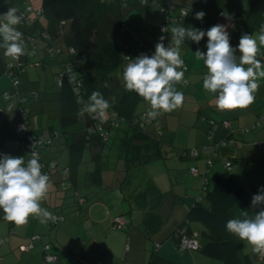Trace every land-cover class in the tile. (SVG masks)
I'll use <instances>...</instances> for the list:
<instances>
[{
    "label": "crops",
    "instance_id": "obj_1",
    "mask_svg": "<svg viewBox=\"0 0 264 264\" xmlns=\"http://www.w3.org/2000/svg\"><path fill=\"white\" fill-rule=\"evenodd\" d=\"M161 1L192 7L187 16L175 21V13H170L168 19L166 13L159 11L156 0L144 3L118 1L117 11H121L123 26L129 31L111 27V32L121 35L123 40L119 44L131 51L116 70L118 84L129 62L128 57H132L131 54L138 56V43L132 37V31L139 35L143 49L147 51L162 35L166 37L164 44L167 46L173 26L207 30L215 24L228 22L221 12L230 14L233 17L231 23H235L242 19L248 7L247 0ZM13 2L17 9L28 3L35 8L41 7L33 0ZM7 10L6 6H0V13ZM198 11L206 13L202 21L195 19ZM131 14V22H126ZM108 15L111 18L107 26L114 18L113 12ZM41 23L39 26L45 27L44 20ZM162 24L166 25L165 31L160 29ZM40 33L34 34L32 44L25 45V65L20 72L19 88L21 94L27 95L23 103L24 114L19 113L14 90H10L7 80L0 81V154L24 157L25 164L31 158L29 151H19L13 146L22 135L15 129V124L22 118L28 121V131L55 130L58 137L41 149L40 156L45 162L56 160L57 169L69 167L66 179L69 186L61 188L58 171L49 175L50 186L41 206L57 216V222L52 219L41 224L30 216L28 223L17 225L4 219L5 214L0 210V239L6 237L0 244V264H225L222 259L203 253L200 247L178 249L176 232L185 226L189 232H196L197 240L202 243L203 224L189 218V210L200 199L207 204L204 194L213 189L217 177L226 172L246 194L244 202L229 208V219L239 218L242 210L254 215V210L249 208L251 197L264 186V123H257L264 109V79L259 80L255 101L249 107L221 111L216 107V94L203 89V76L207 70L194 54L197 48L206 51L207 37L199 45L185 40L181 45V58L187 71L183 81L175 85L184 94L181 107L146 122L142 129L129 121H121L117 128L104 130L106 140L103 137L100 141L83 140V124L63 127L59 120L57 74L66 55L63 43L57 42L59 35L52 39L47 32L49 37L46 39ZM258 33L259 30H255L250 34L257 36ZM39 37L46 41V46L58 44L61 47L55 60L49 59L43 48L38 49L35 39ZM230 44L235 47L238 43L230 37ZM0 53L4 55L3 48ZM262 54L264 46H260L259 55ZM112 78L111 74L109 82ZM124 90V87L121 93L120 90H108L109 102L117 100ZM5 91L10 93L12 109H6ZM30 91L36 94L30 95ZM149 110L148 102L141 99L131 118ZM110 111L112 108L105 118ZM222 121H228V125L221 124ZM124 137L128 146L120 149ZM204 144L215 145L216 152L199 153L195 157L189 154V149ZM208 158L212 164L204 173ZM225 159L230 161L229 168L225 166ZM128 160L134 163L128 165ZM96 166L100 168L99 181L92 178ZM191 167L198 168L199 173L192 174ZM116 216H122V227H114ZM232 237L245 264H264V257L259 258L246 241L235 235ZM47 244V251L57 255L55 261L44 258Z\"/></svg>",
    "mask_w": 264,
    "mask_h": 264
},
{
    "label": "clouds",
    "instance_id": "obj_2",
    "mask_svg": "<svg viewBox=\"0 0 264 264\" xmlns=\"http://www.w3.org/2000/svg\"><path fill=\"white\" fill-rule=\"evenodd\" d=\"M187 14L184 12V16ZM205 15L204 11H198L195 19L202 21ZM220 15L228 22L215 24L207 30L173 26L167 46L164 44L166 37L162 35L150 56L141 53L135 58L128 57L129 62L122 73L124 87L148 102L147 118L155 119L182 106L184 94L175 87L183 81L187 71L181 58V45L185 40L199 45L204 37H207L206 51L197 48L194 54L207 70L203 76V89L216 94L217 109H243L254 103L259 80L264 79V63L257 58L260 46H264V23L257 36L243 33L233 47L229 32V28L235 27L231 23L233 17L226 12ZM21 22L22 17L15 7L0 13V48L12 59H18L26 52L23 33L16 27ZM104 87L109 85L105 83ZM110 107L109 100L100 91H93L84 107L78 110L77 118H82L85 113L93 114L103 124ZM97 127L103 132L102 127ZM41 167L36 153H32L26 164L24 157L0 154V210L5 214L4 219L17 225L28 223L30 216L41 224L53 219V213L41 206L50 186V178L41 172ZM249 208L254 210V215L242 210L239 218L227 220L225 228L228 233L246 241L254 252L264 254V186L253 194Z\"/></svg>",
    "mask_w": 264,
    "mask_h": 264
},
{
    "label": "trees",
    "instance_id": "obj_3",
    "mask_svg": "<svg viewBox=\"0 0 264 264\" xmlns=\"http://www.w3.org/2000/svg\"><path fill=\"white\" fill-rule=\"evenodd\" d=\"M118 1L41 0L45 27L39 26L42 23H35L29 30L20 28L25 29L29 35H34L45 29L52 39L63 34L66 46L75 49L73 55L67 56L69 61L70 57L73 61L80 57L84 58L80 65L73 63L71 76L62 75L61 77L58 95L59 120L63 127L76 124H83L84 127V125L94 123L88 113H85L82 118H77L78 110L84 107L93 91H100L105 99L109 100L108 90L110 89L104 85L109 83V76L116 72L123 60L131 53L119 42L109 40L107 37L108 32H111V27L120 29L123 26L121 11H117L116 7ZM156 1L158 4L169 3L161 0ZM247 2L248 7L243 12L242 19L236 21L235 27L231 29V40L236 43L239 42L243 33L250 34L259 30L261 23H264V0H247ZM108 12H113L114 18L110 20L112 26L110 24L107 26L109 18H111ZM6 62V57L0 53V78L4 75ZM24 65L25 62L22 60L21 66L24 67ZM76 82H79V85ZM76 86L78 93L74 89ZM141 99L143 98L137 93L124 90L123 95L117 100L110 101V108L117 113L120 120L129 121L136 104ZM107 127L110 125H105V129ZM81 135L83 140L98 139L100 141L102 139L100 132L86 135L82 129ZM125 138H123L124 142L120 149L128 146ZM130 161L131 163L128 160V165L134 163L132 160ZM99 169V166H96L92 175L96 181H99ZM204 198L208 201L207 204H204L200 199L188 213L189 218L197 219L203 224L200 250L206 255L222 259L225 264H245L237 253L232 234L228 233L225 228V224L229 220V208L233 204L244 202L245 192L226 172L217 177L213 189L207 190Z\"/></svg>",
    "mask_w": 264,
    "mask_h": 264
},
{
    "label": "built area",
    "instance_id": "obj_4",
    "mask_svg": "<svg viewBox=\"0 0 264 264\" xmlns=\"http://www.w3.org/2000/svg\"><path fill=\"white\" fill-rule=\"evenodd\" d=\"M139 2L144 3L146 0H137ZM207 0H195L197 3H205ZM159 11L162 13H166L168 15V19L170 18V13L174 12V20L178 21L179 18L184 16V12L188 11L192 5H175L173 3H168V4H158L156 3ZM18 14L21 15L22 17V22L17 25V29L23 33L22 40L24 43V46L26 44H32L34 40V35H29L28 32L25 30L28 28H31V26L35 23H41L43 21V16H42V9L41 7L35 8L32 4L28 3L25 5L23 8L18 9ZM25 28V29H20V28ZM123 30L129 31V28L126 26H122ZM160 29L163 31L166 30V25L162 24L160 25ZM131 31V30H130ZM41 37L46 38L49 37L48 33L46 30L41 31ZM132 36L134 40L138 43V48L136 49V54L140 55L141 53H145L149 55L152 50L155 49V45H152L147 51L143 49V43L139 38V35L132 31ZM50 43V42H49ZM156 44V43H155ZM62 51L61 47L55 46V45H47L45 52L47 54H53V53H60ZM66 55L65 59L62 61V68L60 72L57 74V79H58V84L61 83V77L62 75H67L71 76V72L73 69V63L80 65V63L84 60L83 57H80L78 60L71 59L70 61L67 56L73 55L75 53V49L73 47H68L66 46ZM25 55V54H24ZM21 55L18 59H12L9 58L7 60L6 65H5V71L4 74L7 75L9 78L12 79L13 82V87H14V96L16 97L17 100V109L20 114H24V108H23V103L27 100V95L26 94H21L19 92V88L21 86V80H20V72L24 67H22V60L24 59L23 56ZM260 60L262 63H264V54L261 56L259 55ZM206 74V73H205ZM77 85H79V82H76ZM76 93H78V87L76 86L75 88ZM36 94L35 91H30V95ZM4 97L7 100L6 103V109H12L13 103L9 102L10 98V93L8 91L4 92ZM146 112L140 113L137 116L132 117L129 122L131 125L136 126L140 129L144 127V124L148 121H154V119L147 118L146 117ZM90 117L94 120V123L90 125H84L83 127V132H85L86 135H90L96 132H100L102 134L103 139L106 140L107 134L104 133L105 130V125H110V127L117 128L119 126V123L123 120H120L118 118V115L115 111L109 112V115L107 118H105V122L103 124H100V121L96 118H94L93 114H90ZM258 124H263L264 123V109L259 115L258 118ZM157 125V123H155ZM221 124L223 125H228V121H222ZM102 127L103 132L98 130V127ZM214 127L217 126V124L213 125ZM15 129L18 133H21V137L14 143V148L18 149L19 151H29L31 154L36 153L38 155V160L39 163L41 164V172L44 174H47L48 176L50 174L55 173L58 171L60 173V186L62 189H67L68 188V182L66 181L67 179V172H68V167H63L60 169H57V164L55 160H49L48 162L43 161V159L40 156V151L41 149L47 147L50 145V143L58 136V133L55 130L45 128L39 132H31L28 131V121L25 118H22L21 121L17 122L15 124ZM189 154L191 156H197L199 153H207V154H214L216 152V147L213 144H204L200 147H193L188 150ZM225 166L229 168L230 166V161L224 160ZM212 161L211 159L206 160V166L204 168V173H207L209 166H211ZM190 172L192 174H198L199 170L196 167H191ZM57 216H53V221L57 222L58 220ZM124 224V220L122 216H116L114 217V227H122ZM176 247L178 249H198L200 247V242L197 240V233L196 232H189L187 230V227H179L177 232H176ZM6 240L5 238L0 239V244L3 243ZM49 249V245L44 246L45 254L44 258L45 260L51 262L55 261L57 259V255L48 252L47 250ZM259 258H263L264 254L258 253Z\"/></svg>",
    "mask_w": 264,
    "mask_h": 264
},
{
    "label": "rangeland",
    "instance_id": "obj_5",
    "mask_svg": "<svg viewBox=\"0 0 264 264\" xmlns=\"http://www.w3.org/2000/svg\"><path fill=\"white\" fill-rule=\"evenodd\" d=\"M19 2L22 3L23 0H19ZM33 2L35 4H41V0H33ZM0 6H6L7 9H8V8H11V7H16V4L13 2V0H0ZM35 6H38V5H35ZM132 16H133L132 14L129 15L127 17V21L126 22H128V20H129V22H131ZM254 35H256V34H254ZM107 37H108L109 40H114V41H117L119 43L122 42V40H123V37H121V35L117 34L116 32H108ZM56 40H57V42H59L61 44L63 43L62 44V49H63V52H66V44H64L65 41H64V38H63V34L60 35L59 37H57ZM54 42H55V40H54ZM35 43L38 45V49L39 48H43L44 50L46 49V41L44 39H41L40 37L39 38H36L35 39ZM121 44H123V43H121ZM55 46H59V45L58 44H55ZM37 51H39V50H37ZM40 52H42V51L40 50ZM47 55L49 56V59H51L53 61V60L56 59V57H57L56 55H59V54L53 53V54H47ZM131 55H132V57H135V54H131ZM41 57L42 56H40V58ZM50 68L51 67L49 66V69H48L49 71H50ZM116 74H117V72H113L112 73V77L113 78H112V82L110 80V82L108 84L109 85L108 89H110L111 91L112 90H114V91L115 90H120L119 92L121 93L122 92L121 91V88L124 87V82H123V79H121V81H120L121 83L118 84L117 83V78L115 76ZM5 80H7L8 86H9L10 90H14L12 79L9 78L7 75L4 74V75H2L0 81H5Z\"/></svg>",
    "mask_w": 264,
    "mask_h": 264
},
{
    "label": "water",
    "instance_id": "obj_6",
    "mask_svg": "<svg viewBox=\"0 0 264 264\" xmlns=\"http://www.w3.org/2000/svg\"><path fill=\"white\" fill-rule=\"evenodd\" d=\"M200 245H201V243H200Z\"/></svg>",
    "mask_w": 264,
    "mask_h": 264
}]
</instances>
